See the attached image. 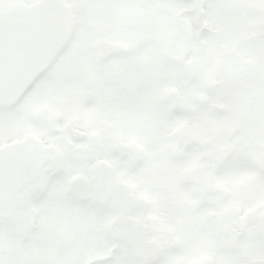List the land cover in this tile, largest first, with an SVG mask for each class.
Instances as JSON below:
<instances>
[{"label": "flooded vegetation", "instance_id": "af4514ba", "mask_svg": "<svg viewBox=\"0 0 264 264\" xmlns=\"http://www.w3.org/2000/svg\"><path fill=\"white\" fill-rule=\"evenodd\" d=\"M59 1L53 52L0 100V264H264V0Z\"/></svg>", "mask_w": 264, "mask_h": 264}, {"label": "water", "instance_id": "95a60500", "mask_svg": "<svg viewBox=\"0 0 264 264\" xmlns=\"http://www.w3.org/2000/svg\"><path fill=\"white\" fill-rule=\"evenodd\" d=\"M61 10L59 0H40L13 6L0 14V99L9 97L53 52ZM175 139L180 142L181 134L175 133ZM114 149L119 153L118 143ZM67 194L85 202L90 197V186L84 177L74 176L68 182ZM259 222V234L264 237V213Z\"/></svg>", "mask_w": 264, "mask_h": 264}, {"label": "rangeland", "instance_id": "374dc122", "mask_svg": "<svg viewBox=\"0 0 264 264\" xmlns=\"http://www.w3.org/2000/svg\"><path fill=\"white\" fill-rule=\"evenodd\" d=\"M39 88H41V86H39ZM38 90V89H37ZM35 91V93H42L43 89H40L38 91ZM37 96L38 94H32L31 97L29 98L28 102L26 103V106H28L29 104H32L36 99H37ZM53 96L56 99H61V93L59 92H53ZM46 102V101H45ZM14 129V132L16 131L15 128ZM19 132V131H18ZM29 145V144H28ZM14 149H18V156L14 157V169L18 172V173H22V172H25V171H29L30 168H31V165H32V161L29 157V155L31 154V151L33 150V148L31 146H19L17 148H14ZM24 152H28L27 154L23 155ZM16 172V173H17ZM69 176V172H68V168H67V172L66 174L64 175V179L67 178ZM69 178V177H68ZM60 185L63 184V181H59ZM30 198H31V201L32 203H37L36 202V198L31 196L30 195ZM59 202H60V205H61V209H62V212L59 216V219L61 220L62 222V225H61V229L62 230H68L70 231L71 233H78V237L77 239L73 238V236H69L70 239H75L74 241L77 242V240H81V243H84L86 242V238H85V230L86 228L88 227L87 223H86V220H85V217H77V220L74 221V223L72 222V220L70 219L69 215H70V209H69V206H65L63 205V199L62 198H59ZM47 201L46 200H43V202H41V204H45L46 205ZM32 206V204H31ZM68 207V208H67ZM66 213L67 214V217H64L63 214ZM22 216V214H18V212H15L14 213V218L15 220L20 218ZM63 216V217H61ZM45 217L46 220L49 219V215L48 214H43L42 216V219ZM85 240V241H84ZM80 253V254H79ZM74 257H76V261L74 264H82L85 259H86V253H85V250L81 251V250H74L73 253ZM71 254H64L63 256H60L59 257V261L61 264H66V262L70 259L71 257Z\"/></svg>", "mask_w": 264, "mask_h": 264}]
</instances>
